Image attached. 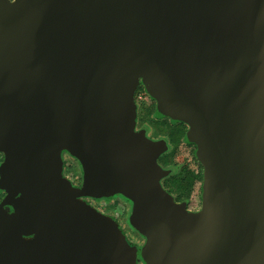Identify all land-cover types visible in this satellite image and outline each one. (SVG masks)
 I'll use <instances>...</instances> for the list:
<instances>
[{
  "label": "water",
  "instance_id": "95a60500",
  "mask_svg": "<svg viewBox=\"0 0 264 264\" xmlns=\"http://www.w3.org/2000/svg\"><path fill=\"white\" fill-rule=\"evenodd\" d=\"M139 84L188 127L196 212L136 130ZM0 154V264H264V0H0ZM116 194L141 249L85 200Z\"/></svg>",
  "mask_w": 264,
  "mask_h": 264
},
{
  "label": "flooded vegetation",
  "instance_id": "af4514ba",
  "mask_svg": "<svg viewBox=\"0 0 264 264\" xmlns=\"http://www.w3.org/2000/svg\"><path fill=\"white\" fill-rule=\"evenodd\" d=\"M137 121L136 130L144 131L153 141H165L167 151L158 158L159 165L169 171L161 179L162 187L174 198L178 204H185L187 210L196 212L202 205L203 167L196 157V146L187 143L185 136L188 127L184 123H175L170 118H158L155 114L156 102L152 100L139 84L136 92ZM4 160L0 154V165ZM63 176L67 177L70 171L69 161L77 168V178L72 184L80 188L83 183L84 172L79 162L68 154H63ZM5 193H0V202ZM94 207L108 206V215L116 221L129 241L141 249L145 239L135 231L129 222L132 203L121 194L109 198H85ZM138 264H144L139 261Z\"/></svg>",
  "mask_w": 264,
  "mask_h": 264
},
{
  "label": "rangeland",
  "instance_id": "374dc122",
  "mask_svg": "<svg viewBox=\"0 0 264 264\" xmlns=\"http://www.w3.org/2000/svg\"><path fill=\"white\" fill-rule=\"evenodd\" d=\"M65 154H67V153H65ZM72 158V157H71ZM71 166H70V171L67 173V179L71 182V183H73V182H75L76 181V178H77V173H78V171H77V168H76V166H75V163H71L70 161L68 162ZM91 205V204H90ZM94 207V206H93ZM96 210H98L100 213H102V214H104L105 216H108V217H110L109 215H108V213L107 212H109L108 211V206H103V205H99V206H97V207H94ZM111 219H113L112 217H110ZM114 220V219H113Z\"/></svg>",
  "mask_w": 264,
  "mask_h": 264
}]
</instances>
